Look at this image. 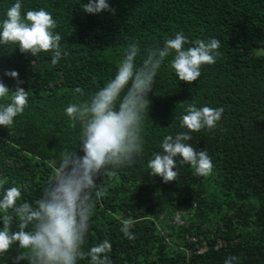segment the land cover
Listing matches in <instances>:
<instances>
[{
  "label": "trees",
  "instance_id": "1",
  "mask_svg": "<svg viewBox=\"0 0 264 264\" xmlns=\"http://www.w3.org/2000/svg\"><path fill=\"white\" fill-rule=\"evenodd\" d=\"M15 2L0 0V22ZM89 2L21 0L22 15L43 8L57 21L62 59L55 66L51 53L33 57L17 45H0V80L15 90L16 79L4 73L17 71L29 95L11 129L0 126L4 187L27 185L22 198L29 202L42 195L59 151L79 145V126L71 128L65 114L78 102L75 89H83L79 99L86 100L104 87L129 44H139V65L147 49L163 47L177 32L191 41L217 38L222 55L202 66L197 81H180L172 56L158 70L148 95L144 152L135 164L101 181L106 191L97 201L84 247L87 251L107 239L113 245L112 264H225L230 256L239 258L234 264H264V0H107L115 14L86 13L81 4ZM10 99L11 93L0 104ZM186 101L198 108H224L216 129L191 132L186 142L207 151L214 171L203 177L190 165L180 166L177 181L165 183L150 175L148 163L162 151L165 136L188 131L180 123ZM127 219L132 240L121 231ZM200 246L205 250L196 253ZM16 253L14 247L0 256V264H12Z\"/></svg>",
  "mask_w": 264,
  "mask_h": 264
},
{
  "label": "clouds",
  "instance_id": "2",
  "mask_svg": "<svg viewBox=\"0 0 264 264\" xmlns=\"http://www.w3.org/2000/svg\"><path fill=\"white\" fill-rule=\"evenodd\" d=\"M81 7L89 14L106 10L115 14L107 0H90ZM56 28L57 21L47 10H29L22 15L21 0H16L0 22V45H17L21 53L33 57L41 52L51 53L50 62L55 66L62 59V36L55 32ZM220 48L217 38L191 41L183 32H177L174 38L165 40L163 47L147 49L138 65L140 47L131 43L116 75L104 87L86 100L79 99L85 93L76 88L78 102L69 104L65 114L71 128L79 126V145L59 151V161L53 160L54 174L43 187L42 195L33 202L23 200L22 190H27V185L5 188V181L0 180V256L16 247L12 264H78L88 258L89 264H112L108 253L113 245L107 239L87 251L84 247L97 201L106 191L101 181L115 177L117 169L132 166L142 156L146 114L151 104L148 95L166 58L172 56L171 67L179 80L191 84L201 76L203 65L214 64L222 55ZM4 74L17 81L15 90H10L0 80V100L11 93L10 102L0 104V126L11 129L15 118L28 106L29 95L20 87L23 81L17 71ZM185 103L180 123L188 131L165 136L160 145L162 151L153 153L148 163L150 175L162 177L165 183L177 181L180 166L190 165L195 175L203 177L214 171L207 151H198L186 142L192 139L191 132L216 129L224 108H198L194 102ZM177 157L182 159L177 162ZM175 219L180 221L179 211ZM131 227L132 220L123 221L121 231L130 240L135 238ZM238 259L230 256L225 264H234Z\"/></svg>",
  "mask_w": 264,
  "mask_h": 264
},
{
  "label": "built area",
  "instance_id": "3",
  "mask_svg": "<svg viewBox=\"0 0 264 264\" xmlns=\"http://www.w3.org/2000/svg\"><path fill=\"white\" fill-rule=\"evenodd\" d=\"M191 239H194V238L192 237ZM204 250H205V247H204V246H200V247H197V248L195 249V252H196V253H201V252H203ZM186 251L189 252V250H187V249H186Z\"/></svg>",
  "mask_w": 264,
  "mask_h": 264
}]
</instances>
